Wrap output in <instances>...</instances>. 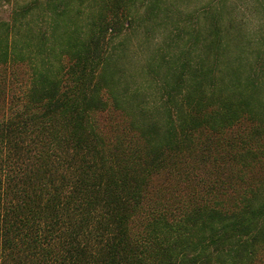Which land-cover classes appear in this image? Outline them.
<instances>
[{
  "label": "trees",
  "instance_id": "trees-1",
  "mask_svg": "<svg viewBox=\"0 0 264 264\" xmlns=\"http://www.w3.org/2000/svg\"><path fill=\"white\" fill-rule=\"evenodd\" d=\"M189 2L0 0V264H264V38Z\"/></svg>",
  "mask_w": 264,
  "mask_h": 264
},
{
  "label": "rangeland",
  "instance_id": "rangeland-1",
  "mask_svg": "<svg viewBox=\"0 0 264 264\" xmlns=\"http://www.w3.org/2000/svg\"><path fill=\"white\" fill-rule=\"evenodd\" d=\"M210 0H190L187 7L191 14L200 11ZM222 0H214V3H221ZM264 0H228L227 4L236 25L243 31L244 40L241 45H245V52L249 54L253 48H258L255 38H264V14L261 4ZM233 20V21H234ZM255 55H252V59Z\"/></svg>",
  "mask_w": 264,
  "mask_h": 264
}]
</instances>
